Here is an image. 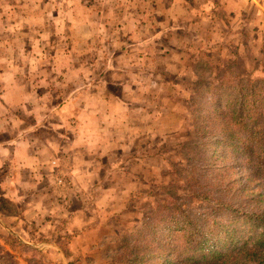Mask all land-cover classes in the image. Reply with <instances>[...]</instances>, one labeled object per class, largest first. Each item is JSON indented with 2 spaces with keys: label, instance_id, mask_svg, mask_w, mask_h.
Here are the masks:
<instances>
[{
  "label": "clouds",
  "instance_id": "obj_1",
  "mask_svg": "<svg viewBox=\"0 0 264 264\" xmlns=\"http://www.w3.org/2000/svg\"><path fill=\"white\" fill-rule=\"evenodd\" d=\"M0 264H264V0H0Z\"/></svg>",
  "mask_w": 264,
  "mask_h": 264
}]
</instances>
